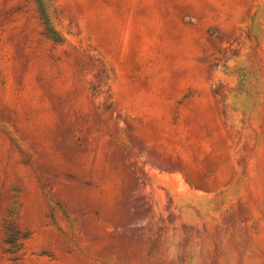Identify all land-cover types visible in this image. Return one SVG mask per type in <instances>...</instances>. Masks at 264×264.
<instances>
[{"label": "rangeland", "instance_id": "1", "mask_svg": "<svg viewBox=\"0 0 264 264\" xmlns=\"http://www.w3.org/2000/svg\"><path fill=\"white\" fill-rule=\"evenodd\" d=\"M0 264H264V0H0Z\"/></svg>", "mask_w": 264, "mask_h": 264}]
</instances>
